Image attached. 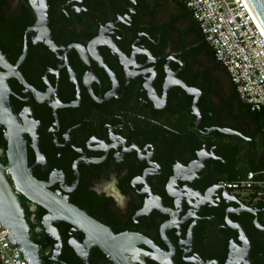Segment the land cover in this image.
<instances>
[{
	"label": "flooded vegetation",
	"instance_id": "flooded-vegetation-1",
	"mask_svg": "<svg viewBox=\"0 0 264 264\" xmlns=\"http://www.w3.org/2000/svg\"><path fill=\"white\" fill-rule=\"evenodd\" d=\"M175 14V0H0L6 61L27 47L26 86L8 80L26 166L47 192L133 237L129 264H264V197L227 187L264 160V121L245 119L224 69L189 23L170 25ZM168 80L200 91L199 116ZM18 198L46 264H84L68 242L85 234L55 223L56 257L46 210ZM89 263L113 264L97 247Z\"/></svg>",
	"mask_w": 264,
	"mask_h": 264
},
{
	"label": "water",
	"instance_id": "water-1",
	"mask_svg": "<svg viewBox=\"0 0 264 264\" xmlns=\"http://www.w3.org/2000/svg\"><path fill=\"white\" fill-rule=\"evenodd\" d=\"M254 17L264 32V0H245ZM27 53L24 47L23 54L15 66L10 65L0 50V128L6 142L4 156L6 165L0 163V223L8 231L10 242L18 246L23 257L29 264H44L42 251L35 244L28 216L21 205L18 194L46 210L47 215L41 222V227L48 237L58 242L56 257L62 252L63 241L58 236L54 224L64 221L71 225L73 230L85 234L86 240L80 243L70 240L69 246L80 257L84 264L89 263V257L93 247H97L113 264H129L127 256L134 252L131 244L133 237L129 234L113 235L107 228L89 218L84 212L72 205L69 198L55 196L45 190V187L37 183L31 176L26 166L25 133L13 111L11 105V90L8 80L14 78L26 86L18 73ZM169 86L181 87L187 95L193 97V114L199 116L198 104L201 101L200 91L188 88L179 81L168 80ZM38 191L42 198L36 197ZM49 260H52L50 258Z\"/></svg>",
	"mask_w": 264,
	"mask_h": 264
},
{
	"label": "built area",
	"instance_id": "built-area-1",
	"mask_svg": "<svg viewBox=\"0 0 264 264\" xmlns=\"http://www.w3.org/2000/svg\"><path fill=\"white\" fill-rule=\"evenodd\" d=\"M181 2L238 100L251 112H260L264 109V32L245 0ZM227 187L248 199L264 197V168L247 172ZM8 234L0 223V264H29Z\"/></svg>",
	"mask_w": 264,
	"mask_h": 264
},
{
	"label": "trees",
	"instance_id": "trees-1",
	"mask_svg": "<svg viewBox=\"0 0 264 264\" xmlns=\"http://www.w3.org/2000/svg\"><path fill=\"white\" fill-rule=\"evenodd\" d=\"M175 3H176V14L173 17H171L170 25L171 24H178L179 22L189 23L192 26V28L194 29V37H193L194 43L203 42L204 41L203 36L201 35V33L199 31L198 25L192 19L191 15L187 12V10L184 8L181 0H175ZM204 54H205V57L207 59H209L210 61H213L211 50L207 44H206V50H205ZM241 104L244 106L246 113H247V115L244 116L245 119L251 120V121H260V120L264 121V109H262L260 112H251L243 103H241ZM5 149H6V143L2 137V133L0 131V152H1L0 162H3V163H6V159L4 156ZM263 168H264V160L262 161V163L259 166L249 167L244 172V174L242 175L241 178H243L244 175L249 171H256V170H260ZM233 181H235V180H233ZM31 227L33 229L35 227V225L32 224ZM42 259H43V263L46 264V258L42 257Z\"/></svg>",
	"mask_w": 264,
	"mask_h": 264
},
{
	"label": "rangeland",
	"instance_id": "rangeland-1",
	"mask_svg": "<svg viewBox=\"0 0 264 264\" xmlns=\"http://www.w3.org/2000/svg\"><path fill=\"white\" fill-rule=\"evenodd\" d=\"M170 5H169V2H164V4H163V13H164V11H170L171 9H170V7H169ZM182 25H184V24H178V27L179 28H181L182 27ZM0 154H1V152H0ZM241 196H243L244 197V194H241Z\"/></svg>",
	"mask_w": 264,
	"mask_h": 264
}]
</instances>
